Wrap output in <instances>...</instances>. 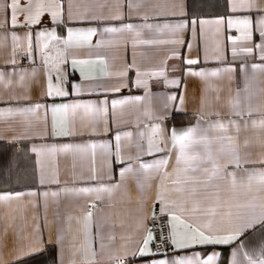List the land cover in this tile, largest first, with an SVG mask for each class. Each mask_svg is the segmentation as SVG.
<instances>
[{
	"label": "crops",
	"instance_id": "0c3cea01",
	"mask_svg": "<svg viewBox=\"0 0 264 264\" xmlns=\"http://www.w3.org/2000/svg\"><path fill=\"white\" fill-rule=\"evenodd\" d=\"M33 5L37 3H47V0H32ZM64 5V19L67 27L73 28H97V35L92 37V44L99 41H112L105 43L100 48L82 47L69 50V58L66 63L60 64L61 73L66 76L64 87L70 95L65 98H41V93L46 90V69L41 66L39 47L35 42V35L41 31L55 30L57 35L66 36L65 24L54 21L51 11H43L40 22L30 25L33 32L34 63L27 56L22 55L27 43L23 39L27 29L17 27L16 34L21 37L20 46L17 49L15 59L16 65H12L13 43L11 40V29L8 32L0 30V71L4 73V78L0 81V100H7L10 97H23L26 93L30 95L31 101L51 104L53 102H73L75 100L89 101L97 100V97L104 99L101 92L89 93L82 90L80 96L73 93V84H83L84 89L89 85L102 84L111 87L120 83L128 86L122 88L119 93H109V98H123L128 96H144L145 92H150V97L141 105H126L119 110L118 126L120 131L132 132L131 144L126 138H122L121 156L125 163L116 160L115 157V131L116 126L111 124V130L105 135L103 133L104 124H94L90 116H85L82 110H78L73 117L68 116V126L75 133L69 137L50 136L51 112L45 117L44 110L28 117H5L0 118V194L15 192L35 191L36 196L25 195L19 200L0 201V264H25L24 261L38 256L48 248H53L55 252V264H93L91 251H96L97 255L94 264H150L152 257H141L134 255L140 247V240L144 236V228L153 230V222L162 217L166 219L169 229L171 218L176 214L185 223L200 227L204 231V225L209 220H213L212 228L220 232L228 231L230 224L225 213L232 206L233 212L243 214L246 210L238 208L252 200L256 195L264 196V193H256L255 190L248 192L246 188L237 185L233 187L230 178L218 181L217 188H205L199 186L193 195L187 185L176 183L183 181L185 174L174 171L175 156L170 161L166 171L167 176H161L148 170L144 172L139 169V162L135 157L138 154L136 142L139 140L144 149H147V136L151 126L161 123L166 129H184L196 123L197 113L201 111V96L203 89L208 88L207 104L203 108L205 120L210 113L219 112L222 116L228 113L227 103L230 97H234L237 88H243L245 75L252 77V63H261L259 50H254L252 55H241L235 60L232 57V43L229 37L238 36L239 32L233 28L228 29L226 24L219 27L216 25H205L203 31L199 24L196 26V33H192V20H214L227 18L231 13L229 7L230 0H142L139 8L128 9L123 0V6L119 9L125 14V22L134 24L143 23L142 17L149 16L148 23L161 24L177 23L184 21L188 26L181 32L176 33L183 43H155L138 44L135 47L132 41L134 34H108L101 35L104 27H119L120 21L114 20H81L67 21V2L61 0ZM10 0H0V23H3L8 15L4 5ZM118 0H73L74 11L89 16L97 15L108 17L117 8ZM261 7H264V0H258ZM26 4L21 2V8ZM35 9L33 8V11ZM164 11L168 15L154 16V13ZM131 14V19H127ZM241 15V14H237ZM19 23H24L23 13L18 11ZM251 43L259 44L261 40L259 33L255 31ZM8 39H4L5 36ZM141 39H151L156 41H166L174 38V35L167 29L157 31L155 29H144ZM55 44V42H53ZM191 44V50L188 45ZM59 47H63L59 45ZM175 48L180 54V60L172 57V50ZM216 49L223 55L222 61H217L214 57ZM49 55L56 57V48L50 46ZM207 51L209 59L204 61ZM92 59L97 57L104 59L107 71L112 76L104 78L102 70L104 65L100 63L84 66L85 72L96 77L95 80L83 81L80 75V67H72L71 59ZM185 57L199 58L201 63L197 70L204 68L212 70L220 67H233L236 69L231 75V79L224 77H210L207 83L195 77L181 76L179 71L172 70L173 65L181 66V60ZM135 59L136 67H129ZM166 62V64H165ZM247 64L245 70L244 65ZM165 68V75L169 80L180 78L181 85L174 87L166 84L164 77H148L142 79L147 81V87H136L137 68L143 72H151ZM37 68V76H32V68ZM127 70L126 77H119L117 74ZM25 72V80L21 83L19 74ZM15 73V75H10ZM53 83L57 73L53 71ZM11 81V83H9ZM249 87L253 91V103L256 106L264 107V73H255V78L250 79ZM176 94L184 97V104L181 105L179 99L169 102L165 108L166 97ZM219 96V99H217ZM27 102L22 101L16 104H0L4 107H26ZM150 108L155 117L160 119L149 120L144 112ZM173 114H190L187 122L179 121L171 123ZM214 118V117H213ZM141 121L137 127V121ZM147 125V127L145 126ZM206 126V124L204 125ZM93 128L99 135H92ZM138 132H144L145 137L140 140ZM108 140L112 143L113 155L106 159L104 150L97 148L93 157L92 151L86 153H58L55 156L47 152H33V147L44 149L51 145L60 146L65 143L85 144L89 142H102ZM249 142L247 149L243 148L244 141ZM242 154H247L251 160H258L264 156V131L253 129L251 126L247 130H242L239 136ZM219 144L214 145V152L218 154ZM161 154L157 153L156 156ZM128 158H131L129 161ZM153 156L141 155V162L151 163ZM130 162L133 165V172L126 174L121 181L120 169ZM218 162L223 166L225 158L218 155ZM245 167H259V165H245ZM105 184H119L120 187L111 193H102V199H97V194H83L73 192L72 189L80 187H95L96 182L90 181L89 176L92 169ZM227 171H233V166L229 165ZM198 175H203L198 174ZM41 176L44 177V184L40 183ZM58 176L59 182H55ZM109 177L111 179H109ZM239 179V174H238ZM143 185V188L140 185ZM183 189V190H181ZM48 192L45 198L42 194ZM56 192L58 195L53 196ZM162 197L164 203L158 199ZM218 197V201H217ZM95 204L94 208L91 205ZM166 205V207H165ZM93 212L90 241L91 250L87 249L85 239V216L90 210ZM216 208L215 218L206 215L208 209ZM163 209V211H162ZM155 217V219H153ZM181 231L183 228L181 226ZM154 233V232H153ZM63 237L62 243L58 238ZM244 242L248 249L257 247L264 242V228L260 225L248 229L238 241L230 245H197L194 248L182 250L180 255H191L199 252L201 255L216 251L223 254V250L228 248V264L231 261V251L240 242ZM103 244V249H101ZM152 248V245H150ZM171 247V245H170ZM25 255L23 260L18 261L17 257ZM174 253L171 248L169 257ZM220 257V259H221ZM220 261V260H219ZM219 263V262H218Z\"/></svg>",
	"mask_w": 264,
	"mask_h": 264
},
{
	"label": "snow or ice",
	"instance_id": "6c2138e0",
	"mask_svg": "<svg viewBox=\"0 0 264 264\" xmlns=\"http://www.w3.org/2000/svg\"><path fill=\"white\" fill-rule=\"evenodd\" d=\"M22 0H10V3L4 5L5 11L8 15L3 23H0V30L8 32L11 29V40L13 43L12 48V59L10 63L16 65L17 61L15 59L16 52L20 46L21 37L16 34L15 29L17 27H23L27 29L23 39L26 41L27 46L22 53V55L27 56L34 63V46H33V32L30 29V25L37 24L40 22V16L43 11H51L52 18L54 21H59V23L65 24L67 35L60 36L57 35L56 31H41L35 35L36 45L39 47L41 66L46 69V90L41 93V98H51L55 101L56 98H65L70 95L69 91L64 87L66 83V76H64L60 71V64L66 63L69 58V50L89 47V48H100L103 44H111L112 41H99L95 45L92 44V37L97 35V28H73L67 27L64 17V5L61 0H47V3H37L33 5L32 0H23L26 7L21 8ZM127 4L128 9L139 8L142 6V0H123ZM123 6V3L119 2L116 5L117 10L108 17H102L97 15L89 16L86 13L81 14L79 11H74L73 0H68L67 2V21H81V20H114L120 21L119 27H104L101 35L108 34H134L135 38L132 41L133 47L138 44H155V43H170V44H182L183 41L175 36L176 33L181 32L185 29L188 24L184 21L177 23H164L161 24H151L148 23L149 16L145 15L142 17L143 23L134 24L131 22H125V14L119 9ZM231 13L233 15L227 18H218L214 20H192L190 21L192 25V33L195 35L197 24L200 25L201 30L205 25H216L218 30L222 25L227 26L228 29L235 28L238 32V36L229 37L232 43V57L235 60L241 55H252L254 50H259V59L261 63H252L251 69L253 76L250 78L245 75V82L243 88H237L234 97H230L227 103L228 113L222 116L219 112L210 113L207 120L203 113V108L207 104V92L208 88L203 89L201 96V111L197 113L196 123L192 126H188L184 129H166L161 123H155L151 126L150 133L147 136V149H144L140 141L136 142V148L138 149V154L135 157L136 161L139 162V169L147 172L152 170L153 172L160 174L161 176H167L166 171L170 161L175 156L174 171L183 172L185 174V179L183 181H176V183H182L187 185L193 195H195L196 190L199 186L205 188H217L218 181L229 179L232 186L235 188L239 186L247 189L248 192L255 190L256 193H264V156H261L258 160H251L248 158L247 154H242L241 145L239 144V136L242 130H247L249 126L253 129H259L264 131V107L256 106L253 103L254 93L249 87L250 79L255 78V73H264V7H261L258 0H230ZM33 8L35 9L33 11ZM23 13L24 23L21 25L17 16V12ZM241 14V15H237ZM168 15L164 11H159L154 13V16ZM254 18H255V31L259 33V38L261 43L254 44L251 43L254 34ZM127 19H131V14L128 15ZM144 29H155L161 31L167 29L174 35V38L166 41H156V40H145L141 39V33ZM4 39H8L6 35ZM55 42V44H53ZM62 45L63 47H59ZM50 46L56 48V57H51L49 55ZM189 50H191V44L188 45ZM172 57L180 60L179 52L173 48ZM217 61L223 60V55L216 49V54L214 57ZM209 55L207 51L204 55V61L207 62ZM100 63L104 65L102 70V76L104 78H110L112 74L107 71V65L103 58L97 57L96 60L92 59H77L72 57L71 63L72 67H80V75L83 81L95 80L94 76H91L85 72L84 66ZM201 63L200 59L185 57L181 60V66L173 65L172 70L174 72L179 71L181 76L195 77L207 80L210 77H224L227 76L231 79L232 73L236 71L233 67H220L212 70H207L204 68L196 69L195 66ZM166 64V62H165ZM129 67H136L135 59ZM247 64L244 65L245 70L247 69ZM37 68H32V76H37ZM53 71L57 73L55 79L57 83H53ZM10 75H15L12 73ZM25 72L19 74L20 82L25 80ZM119 77H126L127 70L122 71L117 74ZM164 77L165 83L172 85L174 87H179L181 85L180 78H173L171 80L165 75V68L162 66L159 70H153L151 72H141L138 68L136 71V87H147V81L142 79V77ZM4 78V73L0 71V81ZM11 83V81H9ZM128 85L126 83H120L113 85L111 87H105L102 84L89 85L84 89L83 84H73V93L76 96H80L82 90H86L89 93H97L98 91L104 94V99L97 97V100L80 101L75 100L73 102H53L50 105L45 103H40L39 101H31L30 95L25 94L23 97H10L7 100H0V104H16L19 105L22 101L27 102L29 106L26 107H4L0 108V118L5 117H28L30 114H37L41 109L44 110L45 117H47L48 112H51V128L50 136L54 137H69L75 135L74 131L68 126V116L69 113L74 117L78 110H82L85 116H90L94 124H99L103 122L104 129L103 133L106 135L111 128L109 127V118L111 124L116 126L115 131V157L116 160L125 163L124 158L121 156L122 152V138H126L131 144V138L133 136L132 132H121L117 123L119 110L126 105H141L146 99L150 97V92H145L144 96H128L123 98H109V93H119L122 88H126ZM179 99L180 104H184V97L177 96L176 94H171L166 97V103L164 107L167 108L169 102H173ZM219 99V96H217ZM144 115L149 119H160L154 116L150 108H146ZM214 117V118H213ZM141 121H137V127ZM206 124V126H204ZM147 127V125H145ZM92 135H99L93 128ZM140 140L145 137L144 132H138ZM219 144L218 154L214 152V145ZM112 143L108 140L102 142H89L85 144H71L65 143L60 146L51 145L44 149H37L33 147L32 151L41 153L47 152L51 156H55L58 153H86L89 150L92 151L94 157L95 150L97 148L104 150V155L106 159H109L112 155ZM249 147V142L244 141L243 148L247 149ZM159 153L161 155L156 156ZM141 155L153 156L151 163L141 162ZM218 155L225 158L226 162L223 166L218 162ZM129 161L131 158H128ZM109 163H111L109 159ZM259 165V167L248 168L245 165ZM229 165L233 166V171H227ZM133 172L132 163L128 162L127 166L120 169L121 181L126 177V174ZM203 174L198 175V174ZM239 174V179H238ZM109 179H111L109 177ZM90 181H95L96 186L92 187H80L72 189L73 192L83 193V194H97V199H102V193H111L115 189L119 188L120 185L117 184H105L103 180L95 174V169H92V173L89 176ZM44 177L41 176L40 183L44 184ZM55 182L58 183V176L55 178ZM143 188V185H140ZM183 190V189H181ZM25 195L36 196L35 191L30 192H15V193H5L0 194V201H11L13 199L19 200ZM45 198L49 195L48 192L42 194ZM53 196L58 195V193L53 192ZM158 199L160 203H164L162 197ZM218 201V197H217ZM95 204L91 205L94 208ZM166 207V205H165ZM238 208H244L246 211L241 214L240 212H233L232 206H229V210L225 213L228 219L230 228L228 231L220 232L213 230V220H209L207 224L204 225L208 231L202 230L200 227L193 226L192 224L185 223L176 214L172 215L171 227L167 234H162L160 237V243L157 245L156 251L153 252L150 245L154 244L156 241V236L153 230L150 228H144V236L140 240V247L137 248L134 255H139L141 257H152L150 264H218L221 253L213 251L206 256L201 255L199 252H193L191 255H180L182 250L194 248L197 245H230L238 241L239 238L248 229L260 225L264 228V196L256 195L252 200L243 205H238ZM90 210L85 216V239L87 249L91 250L90 228L92 222L93 212ZM163 211V209H162ZM215 218L217 216L216 208H210L205 213ZM155 219V217H153ZM183 228V231L180 228ZM59 242L62 243L63 237L58 238ZM171 245L173 256L169 257L167 251H165L166 246ZM103 244H101V249H103ZM21 254L17 257V260H23L25 255ZM92 262L94 264L96 258V251H91ZM87 264V261H86ZM119 264H123L120 261ZM230 264H264V242H261L257 247L248 249L244 242L237 244L235 248L231 251V261Z\"/></svg>",
	"mask_w": 264,
	"mask_h": 264
},
{
	"label": "trees",
	"instance_id": "16d2710c",
	"mask_svg": "<svg viewBox=\"0 0 264 264\" xmlns=\"http://www.w3.org/2000/svg\"><path fill=\"white\" fill-rule=\"evenodd\" d=\"M191 117L190 114H173L170 121L173 124H176L179 121L187 122ZM25 264H55V252L54 249L48 248L42 254L35 256L27 261H24ZM218 264H228V248L223 250L222 257Z\"/></svg>",
	"mask_w": 264,
	"mask_h": 264
},
{
	"label": "built area",
	"instance_id": "2783aa9c",
	"mask_svg": "<svg viewBox=\"0 0 264 264\" xmlns=\"http://www.w3.org/2000/svg\"><path fill=\"white\" fill-rule=\"evenodd\" d=\"M168 231H169V226H168L166 219L160 217L153 222V232L157 238L155 243L152 244V251L153 252L156 251L157 245H159V243H160L161 235L167 234ZM165 251H167L168 255L170 254V252H171L170 245L166 246Z\"/></svg>",
	"mask_w": 264,
	"mask_h": 264
}]
</instances>
